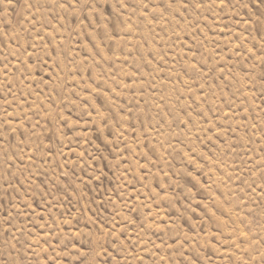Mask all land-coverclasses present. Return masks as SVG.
I'll use <instances>...</instances> for the list:
<instances>
[{"label": "rangeland", "instance_id": "rangeland-1", "mask_svg": "<svg viewBox=\"0 0 264 264\" xmlns=\"http://www.w3.org/2000/svg\"><path fill=\"white\" fill-rule=\"evenodd\" d=\"M0 264H264V0H0Z\"/></svg>", "mask_w": 264, "mask_h": 264}]
</instances>
